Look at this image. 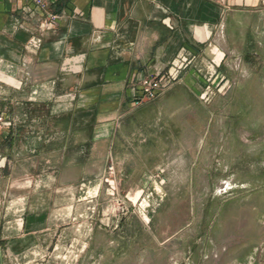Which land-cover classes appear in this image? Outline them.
<instances>
[{"label": "crops", "instance_id": "1", "mask_svg": "<svg viewBox=\"0 0 264 264\" xmlns=\"http://www.w3.org/2000/svg\"><path fill=\"white\" fill-rule=\"evenodd\" d=\"M45 3L0 0V113L11 124L0 132V264L45 261L65 234L51 196L72 189L76 200L84 180L96 192L109 165L127 189H158V174L193 166L195 108L214 102L229 61L255 55L264 18V0ZM168 70L178 81L136 105L141 80Z\"/></svg>", "mask_w": 264, "mask_h": 264}, {"label": "rangeland", "instance_id": "2", "mask_svg": "<svg viewBox=\"0 0 264 264\" xmlns=\"http://www.w3.org/2000/svg\"><path fill=\"white\" fill-rule=\"evenodd\" d=\"M255 23V55L229 61L214 102L195 108V164L158 174V189L123 188L107 168L96 192L84 180L76 200L52 195L65 234L38 264H264V18Z\"/></svg>", "mask_w": 264, "mask_h": 264}, {"label": "built area", "instance_id": "3", "mask_svg": "<svg viewBox=\"0 0 264 264\" xmlns=\"http://www.w3.org/2000/svg\"><path fill=\"white\" fill-rule=\"evenodd\" d=\"M32 1L37 6L44 8L45 0H28ZM48 18L52 21L57 19L56 16L49 15ZM189 58H186L188 61ZM178 74H174L170 70L165 71L161 74H154L148 77H145L141 80L140 88L137 92L138 99L136 100V105H140L145 100H152L156 98L159 94L169 89L175 82L178 81ZM11 124L6 120L4 115H0V130L5 127H10ZM108 171L110 174H114V166L110 165L108 167Z\"/></svg>", "mask_w": 264, "mask_h": 264}]
</instances>
